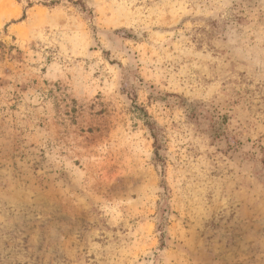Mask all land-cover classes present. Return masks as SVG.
<instances>
[{
	"label": "rangeland",
	"instance_id": "obj_1",
	"mask_svg": "<svg viewBox=\"0 0 264 264\" xmlns=\"http://www.w3.org/2000/svg\"><path fill=\"white\" fill-rule=\"evenodd\" d=\"M0 264H264V0H0Z\"/></svg>",
	"mask_w": 264,
	"mask_h": 264
}]
</instances>
